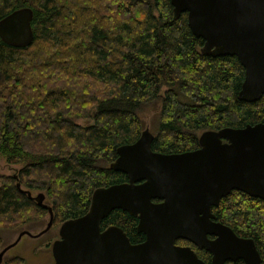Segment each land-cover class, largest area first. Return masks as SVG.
<instances>
[{"label": "trees", "instance_id": "obj_1", "mask_svg": "<svg viewBox=\"0 0 264 264\" xmlns=\"http://www.w3.org/2000/svg\"><path fill=\"white\" fill-rule=\"evenodd\" d=\"M22 7L31 43L0 42V158L20 166L0 177V227L46 213L22 191L43 192L57 225L83 215L95 188L123 182L108 164L143 130L147 105L158 106L150 149L161 154L193 150L205 130L264 123V94L238 101L237 60L201 55L169 0H0V19ZM220 207L218 219L253 238L264 264V201L232 191Z\"/></svg>", "mask_w": 264, "mask_h": 264}, {"label": "water", "instance_id": "obj_2", "mask_svg": "<svg viewBox=\"0 0 264 264\" xmlns=\"http://www.w3.org/2000/svg\"><path fill=\"white\" fill-rule=\"evenodd\" d=\"M169 4L173 18L185 13L190 34L202 41L201 55L237 60L243 78L236 99L258 101L264 94V0H169ZM31 18L27 7L2 17L0 42L13 48L29 46ZM152 139L145 128L134 142L115 149L108 168L123 174L126 182L95 188L86 212L59 225L58 239L50 245L52 264H200L187 249L164 248L159 256L160 251L149 254L146 250L150 241L129 246L119 229L99 232V223L117 209L137 215L139 227L148 223L151 239L193 240L199 220L213 217L209 208L230 191L264 201V123L202 131L197 148L180 153L151 151ZM22 192L46 211L45 227L32 236L38 237L51 226V210L43 204L41 193L31 197L28 191ZM151 199L162 202L152 204ZM212 226L217 242L229 239L238 248L230 253L213 249V264L233 257L245 264H260L251 240L236 239L228 228ZM13 244L2 249L0 257Z\"/></svg>", "mask_w": 264, "mask_h": 264}, {"label": "flooded vegetation", "instance_id": "obj_3", "mask_svg": "<svg viewBox=\"0 0 264 264\" xmlns=\"http://www.w3.org/2000/svg\"><path fill=\"white\" fill-rule=\"evenodd\" d=\"M195 148H197V147H195ZM124 182H126L125 176H124V181L121 183H124ZM232 191H234V190H232ZM232 191H230L229 194ZM229 194H227L226 196H228ZM221 199H219L216 206L209 208V213L213 217H208L204 221L199 220V226L195 229L198 233L197 234L194 233V239L193 240H189L187 238H182V237L173 238L171 242L170 241H164L161 237H159V239H156V240L151 239L149 237L151 229L149 230L148 223H145L144 225H142V227H139V220L137 219V215L136 216H129L127 213L122 212V211L117 210V209L112 210V211H120L122 213H125L127 216L130 217L129 223L128 222H118V221L110 222V221L106 220V217H107L106 216L99 223V232H103L108 228H117L124 235L129 246H138V245H143L145 243L148 244L150 241L149 247L146 248V250H148L149 254H153L152 252H155V251L156 252L160 251L159 256H161V255H163V249L164 248H166L167 250L169 248L187 249L189 252H191L193 254V256L195 257V260L197 262H199L200 264H213V262H212L213 249H215V250L223 249L226 253L227 252L230 253L232 250L238 249L237 245L229 239L225 240L223 244L217 242L218 235H217V233L214 232L215 229L213 228L212 225L218 224V225H221L223 227L228 228L231 231V233L235 236L236 239L251 240L253 243V248L255 249V251L257 252V254L259 256L260 264H263L262 263L263 262L262 255L260 254L258 246L255 243V241L253 240V238H251L249 236L239 235L236 230H234L230 225L220 221V219H218V217L215 215L216 210L217 211L221 210V207H220ZM150 202L152 204H159L162 202V200L161 199H151ZM112 211H110V212H112ZM110 212L108 214H110ZM61 223L56 225L57 226V229L55 231L56 236L53 237V239L50 241L48 247L45 248V250L48 249L49 254H50L51 243L58 239L57 230H58V227ZM208 223H209V225H208ZM52 226H53V224L51 223V226L49 227V229L46 230L44 233H42L38 237H32V236H34L35 234L40 232L45 227V225L42 229L37 230L33 233L30 231V229H27V228L20 229L15 234V237L12 239V241L4 243L0 246V251H1L5 247L14 243L12 246L8 247L2 253V255L0 257V264H12L15 259L19 258L18 256H16L12 252L14 247H16V246L19 247V245H24V243H26L28 239L32 240V239L43 237L47 232H49L51 230ZM221 239H223V238H221ZM50 261H51L50 264H52L53 261L51 258V254H50ZM172 262H175V260L172 259ZM221 264H245V262L241 258L233 257V259H223Z\"/></svg>", "mask_w": 264, "mask_h": 264}, {"label": "rangeland", "instance_id": "obj_4", "mask_svg": "<svg viewBox=\"0 0 264 264\" xmlns=\"http://www.w3.org/2000/svg\"><path fill=\"white\" fill-rule=\"evenodd\" d=\"M157 109H158V106L156 104H150V105L145 106L139 113V118L142 121L143 126H144L143 129L146 128L150 132L151 135H153L154 128L156 126L155 118H156ZM85 122H87L85 119L77 120L78 124H83ZM19 167L20 166L18 164H15V165L7 164L3 161V159L0 158V177L15 175ZM27 191L32 197H34L38 193H41L44 197L43 203L47 204V201H46V198L43 192L34 191V190H27ZM46 222H47V214L45 213L39 218L32 219L21 225L1 226L0 227V246L4 243L12 241V239L15 237V234L20 229L27 228V229H30V231L33 233L37 230L42 229ZM56 229H57V226L53 224L51 230L47 232L43 237L32 239V240L26 239L27 242L24 243V245H19V247L18 246L14 247L12 252L22 260L21 264H50L51 263L50 254L48 252V249L45 250V248L48 247L50 241L53 239V237L56 236V232H55Z\"/></svg>", "mask_w": 264, "mask_h": 264}]
</instances>
